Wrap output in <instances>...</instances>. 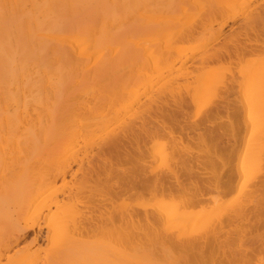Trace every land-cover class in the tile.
<instances>
[{"label": "bare ground", "instance_id": "bare-ground-1", "mask_svg": "<svg viewBox=\"0 0 264 264\" xmlns=\"http://www.w3.org/2000/svg\"><path fill=\"white\" fill-rule=\"evenodd\" d=\"M197 14L200 15V21L198 20L199 23H196V20L192 21V18H197ZM242 15H244L248 21H251L249 24L255 23L256 20L263 21L264 0H0V264H223V262L227 260H229L227 263H235L234 261H236L237 258L234 256L236 255L234 251L240 253L241 249L239 250V248L246 247L247 250L250 245L241 244L243 246L238 248L236 247L237 243L235 244L233 242L236 249L232 247L234 253L231 252V250H228L231 247L226 244L227 235H229L227 233H230V231L224 230H226V227H230V229L232 228L231 232H234L233 229L242 228V226H240L242 224L239 225V218L241 221V217L245 214L242 218L246 219V222L249 220V215L252 216L251 214H254L252 211L256 208V203H252L253 199L255 198L254 200H256L258 197L257 193L264 190V173H262V169L259 168L257 170H260V172L257 173V166L255 167V164H260L264 159V82L259 79L264 78L263 74L260 75L264 73V68H262L264 65H260L261 68L255 65H259L263 60L262 57L264 56V52L262 51H264V36L263 38L261 36L264 35V33L260 34L255 31V34L253 33L255 39L252 38V36L248 39L246 36L247 34L244 33L248 40L247 42H242V40L239 43L237 39V41L235 40V37H231L228 41L232 39L234 41H230L231 43L226 42V44H233V47H230L231 45L226 47V44L225 47H223L224 43L221 41L223 45L220 43L217 47L214 44L216 46L214 51H208L209 48L207 47L211 44L210 41L212 38L218 39L219 34L228 23L234 22L238 16L241 17ZM245 17L244 22L245 20L247 22ZM214 23L218 24L217 29L213 28ZM247 26L249 25L246 24V29L248 28ZM243 28H245V26ZM249 29L252 31L250 27ZM206 33L210 34L209 39ZM236 34L237 36L239 35L237 32ZM205 35H207V37ZM174 37H176V39ZM197 38H200L202 42L197 40ZM174 39L175 42L173 41ZM194 39L198 41V43H195L197 45L193 44ZM177 40L178 42H176ZM185 42H187V44ZM235 43L238 44L235 45ZM219 45H221V47ZM217 49H219V51ZM201 51L205 52L197 55L198 57L200 56L198 59L195 55L196 61L193 59L192 63L196 66V68L193 67L195 68L194 71V69L192 70L187 66V62L194 58V54ZM259 52L263 53L261 55L262 57L258 56L261 54H257ZM252 54H257L256 56L258 57L254 56L256 60L258 59V63L257 61L254 64L251 63L255 66L249 64L254 57L248 58V56H246ZM244 55L251 61H240ZM259 57H261L262 60L259 61ZM234 59L239 60L237 61ZM232 60H234V63L236 62L235 66L244 63H248L247 65H249L248 67L244 64L245 68L248 67L247 69L249 70V72L246 73L248 74L246 78L243 75L245 82L247 81L242 84L243 86L247 84V86L245 85L246 88H243L244 93H242L243 91L240 92L243 86L241 88L239 87L243 82H241L243 79L240 78L242 77L243 71L240 70V80L234 78L241 82L238 85L239 82L236 83V80L231 79L232 73L234 72H231V67H235L232 66L233 62L231 63V67L224 62L227 61L229 64ZM222 62L226 65L225 68H230L229 70L226 69L229 73L226 72L225 74L222 72L223 70H219V68H224L225 66ZM215 63H218V65ZM262 63L264 64V61ZM252 66L256 68L252 69ZM240 67L242 68V66ZM247 69L243 68L245 72L248 71ZM234 70H236V67ZM148 71L152 73L150 74ZM192 71L196 72L195 74L193 73L194 80L189 81L188 79L189 76L192 75ZM218 71L222 72L224 77L225 75H231L225 78H230L231 81L229 83L233 84L232 82H235L238 88L235 87L239 89L231 90L235 92L239 91L243 94V96L242 94H237V96H242L239 100L243 101L241 104L245 107L243 108L242 106L243 110L245 109V117H243L244 121L243 119L242 121L246 123V125L244 124L246 126L244 131L246 134L245 137L248 139L243 143L244 146L235 173L232 169L228 168L226 179L221 181V174L217 176V172L215 177H217L218 182L215 180L216 178L214 179L217 185L213 183L214 187H211L212 189L214 188V191L215 189L218 190V188L219 190L222 189L221 191L218 190V192H216L217 190L215 191L216 195H220L219 192L229 193L232 191L234 185L235 188L239 186L238 192L241 193L238 195L239 200L241 196H245L244 200L242 197V201L240 200L245 205H239L242 207L241 208L238 206V202L236 203L234 200L235 206L237 205L239 207V209L237 207L234 209V205H228L229 201L226 204L222 202V206L225 205V208L227 206L230 207H228V209L226 208L228 212L226 211L227 213L223 214L221 211L225 208L223 207V209H221V207H219L221 203H219L218 206H216L215 203L214 206L211 205L215 207L213 210L210 209V212H205L204 214L203 211L201 212L203 215L201 213L199 215L198 213L196 215L199 216H196V212H187V210L184 211V209L190 207L189 209L195 210L196 208L191 207L198 206L199 208L201 203L206 201L204 199V193L202 194L201 191V186L205 185L204 178H206V175L203 176V173L211 171H206L208 170L207 167L213 169L215 172L216 169L214 168L216 167L220 166V169H222L224 161L221 160L222 157H220V155L218 156L216 152L214 153L216 154L215 156L213 154L215 158H212L213 156L210 155V153H212L210 150H207V152H210L208 154L211 157V159L210 157L208 159V154L204 150L206 147V149L209 148L206 144H203L205 139L202 137V139L200 138L203 131L198 132L193 130L194 132H201L200 135L197 134V136H199L197 137L198 141L201 139L199 142L197 141V144L201 143L203 140V143L200 145H205V148H202L198 146L199 144H196L198 149L202 148L201 150L203 153L202 151L199 153L195 152L198 153V155L201 153V156L203 154H205V156L207 155V162L203 161L204 165L202 166L196 162V159L195 163H197V169L194 170L190 162L196 157L194 158L189 154L191 148L190 143L187 144V142L184 143L183 141L181 143L182 138H180L179 141L178 139H173L171 148L180 158L179 161L176 162L178 158L176 159L172 156V158L176 160L173 159V161L175 160L174 167H171L169 161L166 160L168 159L166 155L170 154L167 152L165 155L164 153L166 150L168 151V148L165 146L167 144L170 146V142H166V145L163 146L161 145V139H158L163 136V129H161L160 123H164L163 126L167 127L169 124L166 122H173L177 119L179 120V118L187 117L189 114L187 110L190 109L191 106L196 107V116H194L195 119L198 120L203 114L201 112L205 110L203 108H208L212 100L214 101V99L211 100V98L214 97L218 99V102L215 105L211 104L213 108H209L210 113L208 112V115L205 114L206 116L201 120V125L218 130L214 125H216L218 120L221 121V108H226L225 118L228 121L226 123L224 122V124L218 123L217 125L219 127L225 125L230 128L231 134L228 136V141L234 139V142H236L234 124L230 121V117L232 116L227 109V105L230 103L228 99L230 89L227 91L226 88V96L222 95L220 97V94H215L216 96L219 95V98L213 95L215 93L214 91H212L213 94H211V90L216 88L215 91L218 92L217 90L221 88V85L222 87H226L229 81L226 80L220 72L219 77ZM235 72H237V70ZM190 78L191 80L193 79V77ZM218 78L220 79L217 80ZM224 80H226L227 83H225ZM223 82L225 85L222 84ZM216 85H219L220 88ZM225 87L222 88L223 92ZM76 101H79L77 105ZM209 102L211 103L209 104ZM93 105H96L94 107L97 108L96 112L99 114L94 112L96 108H94ZM102 108H105L111 117L108 114L105 115L107 112ZM85 109H89L90 112L92 111L98 119L102 116L99 121L96 120L97 118H92L97 121V125H101H98L100 126L99 128L105 127L106 129L101 137L98 135L95 139L99 138V151L106 150L108 154L110 152L112 153L109 154L112 159L110 156V159H108L109 157L106 158V153L104 151L102 152V154L105 153L103 154L105 155L104 160L109 161V165L103 164L102 167L100 166V162L98 163L99 165L97 164L96 161L101 160L98 159L99 154L97 155L96 153L99 152L98 150L92 152L97 155V159H94L97 166H93L91 161L93 158H87L90 154H88V151H85V149H87V146L91 145H87V138L84 135L86 132L80 130V124L78 122L80 118L86 119V117L81 114V112H83L82 110L85 112ZM80 110L81 112H79ZM89 110L87 111L89 112ZM104 112L106 113L102 115L101 113ZM86 116L87 119H91L90 123L89 120L81 121L87 124L89 123V126L93 125L96 127V122L90 125L92 121V118L89 117L90 115L88 114ZM193 119L194 117L191 119L190 114V119H187L186 123H184L185 120L183 119L184 122H182L184 125L188 123L190 125V122H194L193 128L199 130V124ZM100 120L102 121L100 122ZM158 123L160 125H158ZM173 124L178 123L173 122ZM156 125L160 127L159 129H161L162 136H160L159 130L157 131ZM181 125L182 123L178 124L180 127ZM153 126H155V130L151 129V131L150 127L153 128ZM99 128L97 130L101 132H98L95 128H93V131L95 133L97 131L98 134L102 133L104 129ZM170 128L169 126V128L166 129ZM181 128L183 129V126ZM82 130L89 132L90 128L89 130L85 128ZM182 131H184V129ZM81 132L83 133L81 134ZM166 132L164 131V135L169 133L172 135L171 133H173V131L170 132L169 130L167 133ZM242 134L243 132L241 135ZM243 135L242 137L239 136L243 138ZM80 136L83 140L85 138V142H83L84 145H82L86 152V154L82 152V155H85V157H79L78 154H76L79 149L82 148L81 145H79L80 148L78 149L75 145L76 140L78 137L80 138ZM208 136H211V134H208ZM215 137L220 146L223 143V134L218 133ZM262 137L263 141H261ZM89 138L91 139L90 136ZM167 138L166 136V139ZM162 139L164 138L162 137ZM146 140H149L148 142H150V144L146 143ZM240 141L243 142L242 140ZM262 142L263 144L261 145ZM77 143L79 144V142ZM154 143H159L162 146L163 149L159 146L160 150H164V147L166 148L163 152L166 159L163 158V162L166 160L167 162H165L168 167H166L165 170H162L165 168V165H163L164 168L161 167V170H159L160 168H157L158 170L154 169L153 166H151V164L157 163L159 159H161L162 163L161 152L158 150V145L156 144V147L154 146L153 149L152 145ZM183 143L185 145L181 147ZM146 144H149L151 147L150 150L152 149L151 151L147 152L149 146ZM178 144H180V146H178ZM213 144H215V142ZM93 145L94 144H92V146ZM95 145H97V143ZM140 145H146V152L139 147ZM74 146L76 147L74 148ZM92 146L89 151L92 149ZM75 149H77L76 153L74 151ZM232 149L230 148L231 151H229V153L232 152ZM91 151H93V149ZM73 154H75L77 158H80V162L78 161L79 167H77L78 169L75 173H79V171L82 173L83 177H81L83 179L82 181H85V185H89L86 179L92 180L93 177H95L93 180L99 184L103 181V178L105 182L108 178V181L110 180L112 182V180H114V182L108 184V186L105 182V184L102 183L104 186L101 184V187H98L99 184L94 185L95 183L93 186L92 184L89 185L95 189L93 190L92 188V192L89 191L91 190L88 188L89 186H86L89 191L88 194L90 193L91 196L93 194V207H95V205L97 207L104 205L102 202L111 207L109 211V207L104 205V207L108 208L109 212L105 208L103 211V209L101 210V208L97 209L95 207L96 211H100L98 212V216L101 217L100 219H98V216V218H92L94 223L90 217V225L93 223L92 233L99 236H97L96 239V235H94L95 241H93V243H91V241H89L91 239L87 237L90 244H88V242H86V244L84 240V243H82L83 238L81 237V233H83L82 231L85 229V224L83 226L80 220L78 222L81 225L78 223L80 226L78 227L77 225L75 227V224H77L75 222L78 218H81V214L83 213L82 210V213L79 214L80 211L78 212L76 210V212L73 208H69V200H72L71 205L74 201L83 204L84 202H82L80 198H87L88 195L84 191L86 188L84 189V186L81 185L83 182L80 181V183L78 181L75 182V185L71 184L74 187L77 186V183H80L79 185H81L80 187L83 190L80 187L77 189L78 185L76 189L72 187L75 190L68 191L67 195H64V192L58 193L61 195L64 193L62 199L56 195L57 191L60 192L68 186L66 183L68 180L65 179L68 174L67 170L72 163H70V161L74 157ZM69 156H73L72 158L70 157L71 160ZM100 157L102 156L99 155V158ZM181 157L184 158L182 159ZM77 158L76 160L73 159V163L77 161ZM84 158H87L89 162V164H87L88 166H85L86 168L84 167L86 164ZM237 158H239V155ZM33 160H35L34 162H36V164L39 162L43 165L38 163L39 165L37 164V166L34 164L36 168L34 165L32 166L34 162L32 163L31 161ZM104 160H101V162L103 163ZM200 160L201 158L198 159L201 163L202 161ZM42 161L45 162L43 163ZM171 161L172 159L170 162ZM47 162H49V165L46 164ZM77 164L78 163H76V166ZM53 165L55 172L52 168ZM104 165L107 166L104 167ZM41 166L49 167H44L42 168L43 170H40ZM149 166H151L153 170L149 168ZM160 166H162V164ZM17 167L19 170H17ZM36 169L39 171L36 172ZM14 170L15 172H13ZM32 170L36 173H32ZM251 170L257 171V181L252 178L255 172ZM42 171L48 172L43 174ZM51 171L55 174L52 172V175H50ZM133 171H138L137 174L135 173L137 176L133 175L135 177H132L129 174ZM213 171L211 172L214 173ZM218 171L220 172V170ZM31 173L34 174L35 177L31 175ZM74 176H71V179ZM58 177L65 180L64 184L66 183L67 185L63 186L62 184L61 186L63 187L61 189L60 185H58V189L60 190L57 189L56 191L58 186L55 182ZM76 179L78 178L76 177ZM251 179L255 180V182L252 183L254 187H252L253 185L250 183ZM207 180L209 181L210 179ZM110 181L108 183H110ZM248 181L249 183L247 184L252 186L246 184ZM52 185H56L57 187L55 186L56 188H53ZM51 186L52 189L50 188ZM207 186L206 188L210 190V186ZM247 186L253 189H247L250 191L242 195V192ZM48 189L53 192L49 193L50 191ZM236 189L234 192H236ZM47 191L51 196L47 194ZM44 192L48 196H45ZM244 192H246V190ZM207 193L208 192H206V194ZM262 193L263 191L260 194ZM52 194L54 196H52ZM213 194L211 193V195ZM230 194L231 193H229V195ZM237 194L238 193H236V195ZM209 195L207 194V196ZM231 195L229 197H231ZM233 195L235 194L233 193ZM172 196L179 197L180 199H178V201H180L176 203L177 200H174L176 197H173L174 201L171 202L169 198ZM131 197H135L137 202L134 200L136 204H133V206L131 204V207H129L131 202L129 200ZM74 198H76V200H74ZM90 198L92 199V197ZM126 198L129 199L127 202L124 201V203H126V205L129 203V206H121L123 203L114 206L116 199V201L121 202L119 199L125 200ZM165 198L169 199L171 203H168L169 201L166 202ZM209 198L210 197L206 199ZM233 198H236V196L231 197L230 203ZM78 199L81 200V202ZM263 199L260 198L262 201V203L260 202L261 204L264 202ZM38 200L40 201V205L38 209H36L37 205H35L36 208L33 205ZM67 200L69 206L65 203ZM88 200L90 199H83L86 204L87 202H92V200ZM223 201H227V199ZM206 202L207 204L209 203L208 200ZM210 203L212 204V202ZM251 203L254 204L255 207L253 210L247 208ZM88 205L90 206L92 203ZM88 205L86 207H88ZM118 205L120 207H118ZM204 206L203 207L206 208V205ZM32 207L36 209H32L33 213L30 212ZM80 208L81 207H79V209ZM89 208L92 210V207ZM75 209H78V207ZM85 209L87 210V208ZM94 209L92 211H95ZM229 209L233 210L230 211ZM257 209L262 211L264 207L262 210H260V208ZM44 210L47 211V222H45L48 228L47 231H50V237L47 239L49 241V246L47 245V247L42 250L39 248L32 250L31 246L26 247L24 244L25 246L22 249H18V251H15L16 253H11V255L9 253V247L12 246V243L9 241L13 240L12 242H14V240L20 236L21 232L33 229V227H35L34 219L38 218L39 216L37 215L41 214ZM213 211H217L218 213L214 214ZM229 211L231 213H229ZM104 212L106 213L104 214ZM100 213H103L105 218ZM27 214H29V216ZM86 214L87 213L84 212L83 216H86ZM90 215H92L91 212ZM77 216L79 217L77 218ZM213 216H216L215 219H212L214 218ZM86 217L89 218L88 216ZM86 217L83 218L86 219ZM95 219H97L96 222ZM243 221L245 220L241 222ZM251 221L253 222V219ZM251 221L248 222L251 223ZM88 222L90 223V221ZM255 222H257V220H255ZM260 224H264V222ZM162 225L163 228H161ZM253 226L255 225L253 224ZM81 227L84 228L82 231H79ZM147 227H151L152 231H149L150 228L148 230ZM244 229L240 230V232L242 233L243 231L244 233ZM248 229L247 226L246 230ZM85 230L88 232L87 228ZM89 230L91 231L90 228ZM249 230L247 232H250ZM148 231L151 233H147ZM256 233L259 234L258 232ZM15 234L19 235L17 236ZM252 234L254 235L255 233L252 232L251 235ZM233 235L231 237L229 236V238H231L230 241L232 239L235 241L238 238L240 243H242V239L244 241V237L242 238V236L245 234L242 236L241 234H235L242 239L236 236V238H234ZM251 235L249 234L250 237ZM260 235L262 236L263 234L261 233ZM100 236L102 239L99 238ZM250 237L248 238L249 240ZM258 237L259 235L257 236L259 241L254 239L255 235L254 238H251L254 239V241L256 240L255 242L258 241L257 243L261 245L260 241L263 239L262 237ZM248 239L245 238V240H247L245 242L246 244L249 241ZM254 241L250 242L253 244ZM131 242H133V244L136 242V244L132 245L130 244ZM250 242L249 244H251ZM8 243H10L11 246H9ZM126 243L128 246H131L128 247ZM123 245H126L127 248L125 249V247H122ZM225 245L226 248H228L227 250L224 248ZM133 246L136 247L131 249ZM224 249L228 252H225ZM229 251L231 253L227 255ZM254 251H256L255 248ZM41 252H43V255H41ZM206 253H208L207 256ZM254 253H257V251ZM241 254L242 252L240 255ZM244 254H242L243 257L242 255L239 256L244 258L248 255L249 260L254 257L252 255L253 257L251 258L248 253L246 256ZM259 254L264 255V248ZM254 255L258 257V253ZM227 256H230V259H228ZM239 258V261L237 260L236 262L237 264L239 262V264H243L244 260L247 264H252L253 261H256L251 260L252 262L250 263V261L247 260L248 258L244 260Z\"/></svg>", "mask_w": 264, "mask_h": 264}, {"label": "rangeland", "instance_id": "rangeland-1", "mask_svg": "<svg viewBox=\"0 0 264 264\" xmlns=\"http://www.w3.org/2000/svg\"><path fill=\"white\" fill-rule=\"evenodd\" d=\"M194 16H195V15H194ZM196 16H197V18H196V19H195V17L192 18V21H193V20H196V21H197L196 23H199V21H200L199 16H200V15L197 14ZM244 17H245L244 15H242L241 17L238 16V17L234 20V22L228 23V25L224 28V30L219 34L218 39L215 38V39H216V40H215L214 38H212V40L210 41L211 44H209L208 47H207V48H209L208 51H209V50H211V51L213 50V51H214V50L216 49L215 47H216V46L218 47V44H220L221 42L224 43V46H223V47H225L226 42H227V43H228V42L231 43L230 41H234L233 39L228 41V39L231 38V37H232V38L235 37V40L237 39V40H238V43H239V42H241L242 40H243L242 42H244V41L247 42V40H248L249 38H251V36H252V38L255 39V37L253 36V33L255 34V31H256V33H260V34H263V33H264V27H263V26H264V15L262 16L263 21H262V20H260V21H259V20H256L255 23L253 22L252 24H249V23H251V21H248V19H247L246 17H245V18L247 19V22H248V23L246 22V20H245V22H246V23H245V22H244ZM198 20H199V21H198ZM219 20H220V19H219ZM217 21H218V20H217ZM258 21H259L260 23H259ZM261 21H262V22H261ZM243 22H244L245 24H244ZM257 22H258L259 24H258ZM194 23H195V21H194ZM216 23H217V22H216ZM216 23H214V25H213V28H214V29H215V28H216V29L218 28V24H216ZM241 24H242V25H241ZM243 24H244V25H243ZM246 24L249 25V26H247V27H248L247 29H246ZM239 25H240L241 28L239 27ZM259 25H260V26H259ZM261 25H262V26H261ZM244 26H245V28H243ZM249 27L251 28L252 31H250ZM259 27H260V29H259ZM262 27H263V30H262ZM242 28H243L244 30H243ZM252 28H253L254 30H253ZM245 29H246V30H245ZM255 29H256V30H255ZM258 29H259V30H258ZM248 30H249V31H248ZM241 31H243V32H241ZM245 31H247V32H245ZM236 32L239 33L240 36H239V35H238V36H239L240 38L237 36ZM233 33H234V34H233ZM244 33L247 34L246 36L248 37V39H247V37L245 36ZM206 34H208V33H206ZM230 34H232V35H230ZM243 34H244V35H243ZM209 35H210V34H208V39H209ZM234 35H235V36H234ZM205 36L207 37V35H205ZM263 36H264V35H262L261 37L263 38ZM178 37H179V36H178ZM244 37H245V38H244ZM174 38L176 39V37H174ZM175 39L173 40L174 42H175ZM244 39H245V40H244ZM194 40H195V41L199 40V41L202 42V40H200V38H199V39L197 38V40H196V39H194ZM194 40H193V44L198 43V41L195 42ZM226 40H227V41H226ZM237 40H236V41H237ZM251 40H253V39H251ZM214 41H215V42H214ZM220 41H221V42H220ZM236 41H235V42H236ZM171 42H172V41H171ZM176 42H178V40H177ZM201 42H200V43H201ZM210 42H209V43H210ZM213 42H214V43H213ZM185 43L187 44V42H185ZM185 43H184V44H185ZM200 43H199V44H200ZM222 43H221V45H223ZM238 43H235V45L238 44ZM191 44H192V42H191ZM199 44H198V45H199ZM214 44H215L216 46H215ZM195 45H197V44H195ZM221 45H219V46L221 47ZM228 45H229V44H228ZM228 45L226 44V47H227ZM230 45H231V44H230ZM230 45H229V46H230ZM232 45H233V44H232ZM232 45H231L230 47H233ZM209 46H211V47H209ZM212 46H213V47H212ZM212 48H213V49H212ZM228 48H229V47H228ZM219 49H220V48H219ZM219 49H217V50L219 51ZM220 50H221V49H220ZM230 50H231V49H230ZM222 51H223V48H222ZM202 52H205V51H201V52H198V53L194 54V55H193L194 58L188 60V62H187V63H188L187 66H188L190 69H192V70L194 69V71H195L196 66H195L194 63H192V62H193V59H195L196 57H197V59H198L200 56L198 57L197 55H200ZM262 52H264V51H262ZM260 53H261V52H259V53H257V54H260ZM203 54H204V53H203ZM203 54H202V55H203ZM257 54H256V55H257ZM262 54H263V53H261V54L258 55V56H261ZM195 55H196V57H195ZM202 55H201V56H202ZM252 55H253V56H252ZM252 55H250V56H249V55H246V56H248V58H249V57L252 58V57L256 56L255 54H252ZM263 55H264V54H263ZM256 57H257V56H256ZM256 57H254V58H255V61H254V58H253V59H252V62H250L251 60L248 59V58H246L245 55H244V57L242 56V58H241L242 60L240 59V61H244V62H245L246 60H250V61H247V62H250L249 64H250V65H253L254 63H256V61H257V63H258V59L256 60ZM261 57H262V56H261ZM261 57H259V61L262 60V58H263V60H262V62H263V61H264V56H263L262 58H261ZM239 58H240V57H239ZM257 58H258V57H257ZM243 59H245V60H243ZM234 60H237V59H234ZM234 60H232L229 64H228L227 61H224V62H225L226 65H229V66L231 67V65H232L231 63H232ZM238 60H239V59H238ZM238 60H237V61H238ZM194 61H196V59H195ZM253 61H254V62H253ZM190 62H191V63H190ZM224 62H222V63L224 64ZM244 62H243V63H244ZM262 62L259 63V65H258V64H255V65H257V66H259V67L261 68L260 65H262V66L264 65ZM222 63H221V64H222ZM235 63H236V62H235ZM235 63L233 62V65H232V66H235V65H236ZM251 63H253V64H251ZM193 64H194V65H193ZM215 64L218 65V63H215ZM215 64H214V66H215ZM223 64H222V65H223ZM225 64H224V65H225ZM239 64H240V63H239ZM244 64H245V66H248V67H249V65H247L248 63H247V64L244 63ZM244 64H241V65H238V64H237V66H235L237 72H235L236 70H234L235 67H233V68L231 67V69H232L231 72L234 71L235 73L233 72V73H232V76L229 74V75L232 77L231 79H233V80H236V79H234V78H237V80H240V78L243 79V80H241V82L243 81L242 83L236 80V83L239 82L238 85L241 83L240 86H239L240 88L243 86L242 84H244V82H245L244 77L246 78L247 75H248V74H246V73L249 72V70L247 69L248 67L245 68ZM219 65H220V63H219ZM226 65L224 66V68L226 67ZM255 65H253V66H255ZM212 66H213V65H212ZM229 66H228V67H229ZM240 66H242V68H241ZM253 66L251 67L252 69H253V68H256V67H253ZM193 67H195V68H193ZM189 68H188V70H189ZM222 68H223V67L219 68V70H220V69L223 70L222 72L225 73V74H226V72L229 73L228 70H229L230 68H229V69H228V68H225V70H224V68H223V69H222ZM240 68H241V69H240ZM243 68H244V69H247L248 71L245 72V71L243 70ZM262 68H264V67H262ZM226 69H228V70H226ZM238 69H239V70H238ZM240 70H242L244 74L242 73V77L239 78V76H241V71H240ZM211 71H212V70H211ZM148 72H150V71H148ZM213 72H214V71H213ZM213 72H211V73H213ZM215 72H216V71H215ZM219 72H220V71H218V76L220 75ZM222 72H220V73H221L222 76H223V73H222ZM239 72H240V73H239ZM263 72H264V71H263ZM144 73H145V71H144ZM151 73H152V72H150V74H151ZM193 73L195 74L196 72H193V71H192V73H191L192 75H190V76H189V79H188L189 81H193V80H194V74H193ZM214 74H215V73H214ZM216 74H217V73H216ZM233 74H234V75H233ZM239 74H240V75H239ZM262 74L264 75V73H261L260 75H262ZM243 75H244V77H243ZM214 76H215V75H214ZM227 76H228V75H225V77H227ZM230 76H228V77H230ZM233 76H234V77H233ZM190 77H193V79L191 80ZM195 77H196V75H195ZM219 77H220V76H219ZM223 77H224V76H223ZM225 77H224V78H225ZM259 77H260V76H259ZM259 77H258V78H259ZM263 77H264V76H263ZM224 78H223V79H224ZM219 79H220V78H218L217 80H219ZM225 79H226V78H225ZM259 79H260V81L263 80V82H264V78H263V79H262V78H259ZM226 80H229L228 83L226 82ZM226 80H224L225 83H227L226 87L224 86L225 83H224V82L222 83V84H224L223 86L225 87L224 92H223V90H222V88H224V87H222V85H221V88L219 87V85H216V86H217L218 88H220V89H218V90H217L218 92H216V91H215L216 88H214V90H211V94H213L212 91H214L215 93H214L213 95H215V94L218 93V94H220V97H221L222 95H223V96H226V93H225V92H226V88H227V91L230 89V90H229V96H228V99H229L230 103H229V105H227V107H228L227 109L230 111V112H229V111H228V112H229V114L232 116V117H230V121H232L233 124H234V131H235V135H236V136H235V140H236V142H234V139H232V140L230 139V141H228V138H229L228 136L231 134V132H230V128L226 127L225 125H222V126H220V127L217 125L218 123H223V124H224V122L226 123V122L228 121V120L225 118V116H226V108H221V109H222V110H221V114H220V115L222 116L221 121L218 120V121L216 122V125H214L218 130L213 129V128H211V127H205V126L201 125V122H202L201 120H202L206 115H208V114L210 113V109L213 108V106H212L211 104L215 105V104L218 102V99H215L214 97L211 98V100L214 99V101L212 100V103L209 102V104L211 103V104H210L211 106L209 105L208 108L206 107L207 109H206V108H203V109H205V110H207V111L204 110L205 113H204V112H201V113H203V114L201 115V118H200V115H199V118H200V119H198V120L195 119V116H196V115H195L196 107L191 106V108L187 110L188 113H189L187 117H189V118H187V117L185 116V118H179V120L177 119V120L173 121L174 123H178V124H181V123H182L181 127L183 126L184 131H182L183 129H182L180 126H178V124H173V122H166L167 124H169V126H170L171 128L173 127L172 129L170 128L171 130H170V129H166V128H169V126L164 127V126H163L164 123H160L161 125L158 123V125H160L161 129H163V130H162V131H163V132H162V133H163V136H162L161 129H159L160 127H159L158 125H156L157 131L159 130L158 132L160 133V136H162V137L164 138V139H162V137H161V138H158V139H161L162 144H161L160 140H159V143H160L161 145L165 146V145H166V142H167V143L170 142V146H168V144H167L165 147L168 148V151H167L166 148L164 147V150H166V152H164V150H162V149H163L162 146H161L159 143H154V144L152 145V146H153V149H154V146L156 147V145H158L157 148H158V150L161 152V158H162V163H161V159H159L157 163L155 162V163L151 164V166H153L154 169H157V168L159 169V168H160L159 170H161V169H162L161 167L164 168L163 165H165V168L162 169V170H165L166 167H168V165L166 164V162H167L166 160L169 161V165H170L171 167L174 165V161H175L177 158H178V160H176V162L179 161V158H180L179 155H176V153L173 152V150H172L171 147H172L173 139H174V140H177V139H178V141H179L180 138L183 139V140L181 139V143H182V141H183L184 143L187 142V144L190 143V146H191L192 149L190 148V151L188 150V151H189V154H190L191 156H193L194 158L196 157L194 160H191V162H190L191 165L193 166L194 170L197 169V163L203 166V165H204V162H203V161L207 162V160H208L209 157H210L208 153H210V152H212V153H210L211 156H213V154L216 152V154H217L218 156L220 155V157H222L221 160L224 161V162H223L224 166H226V165L229 166V167H227V166L224 167V166H223L222 169H220V168H221L220 166H219V167H216V168H214V169H216V172L213 171V169H210L209 167H207L208 170H206V171L211 170V171H213L214 173H212V172L210 171V172L212 173V176H211V173H210V172H206V173L204 172V173H203V174H204L203 176L206 175V178H204V179H205V185L201 186V189H202L201 191H202V194L204 193V199H205L206 201L208 200L209 203L207 204V202L204 201V202H205V203L203 202L204 204L201 203V206H202V207H201V206H199V208H198V206L191 207V208H196L195 210L189 209L190 207L184 209V211L187 210V212H191V211H192V213H193V211L196 212L195 215L198 214V213H199V215H200V213L203 212V211H204L203 214H204L205 212H210V211H211L210 209L213 210V208H215V207H212V206L215 205V203H216V206H218V204L221 203V205H219V207H221V209H223V207L225 208V205L222 206V202H223L224 204H226V203L229 201V204H228V205H229V206H230V205H231V206L234 205V207H235L234 209H236V207L239 209V207H241V206H239V205L244 204V203L241 202V201H242V200H241V197H242L243 200H244L245 196H241V197H240V200H241V201L239 200V196H238V195H240L241 193L238 192V190H239V188H238L239 186H238V185H237L238 187H236L237 189L235 188V185H234L232 191L229 192V193L232 194V195L230 194L231 197H233V196L235 197V196H236V198H233V200H232V202H231L232 204L230 203V199H231V197H229V196H230L229 193H222V192H219V194H220L222 197H221L220 195H218V194H217V195H218V197H217L216 192H218L219 188H218V190L215 189V191L217 190L216 192L213 190L214 188L212 189V187H214V186H213V183H214V185H217V184H216L217 177H215V174H216L217 172H218V173L216 174L217 176H218V174H221V181H224V180L226 179V174H227V170H228V168L232 169L233 172L235 173L236 168H237L236 166H238V161H239L240 156H241L240 154H241L242 149H243V146H244L243 143H245V140L248 139V138L245 137L246 134H245V131H244V130H245V127H246V126H245L246 123L243 122V121H244V118H243V117H245V116H244V115H245V109L243 110V108H245V107L243 106V104H241L243 101H242V100H241V101L239 100V99L242 98V96H243L242 93H244V89L246 88L247 84H245L246 86L244 85V86L242 87V89H241L240 92H242V91H243V92L240 93L239 91H238V92H237V91H236V92H235V91H232V90H235V89L238 88V85H236L235 82H232L233 84H230V83H229V82L231 81L230 78H229V79H226ZM233 80H232V81H233ZM246 82H247V81H246ZM246 82H245V83H246ZM216 84H217V82H216ZM220 84H221V82H220ZM229 84L231 85L232 88L230 87ZM216 86H215V87H216ZM235 86H236L237 88H236ZM244 87H245V88H244ZM243 88H244V89H243ZM231 89H232V90H231ZM237 90H239V89H237ZM230 92H231V93H230ZM232 92H233V93H232ZM239 93H240V94H239ZM237 94H238V95H241V94H242V96L239 97V96H237ZM215 96H216V95H215ZM217 96H218V97H217ZM217 96H216V97L219 98V95H217ZM234 96L238 99V101H237V99H236ZM209 98H210V96H209ZM233 98H234V99H233ZM209 101H210V100H209ZM77 102H79V101H76V105H77ZM78 104H79V103H78ZM240 104H241V105H240ZM94 106H96V105H93V107H94ZM140 106H141V104H140ZM140 106H139V109H140ZM161 106H162V105H161ZM242 106H243V108H242ZM94 108H96V107H94ZM194 108H195V109H194ZM209 108H210V109H209ZM98 109H99V108H98ZM102 109H103V108H102ZM106 109H107V108H106ZM193 109H194V110H193ZM87 110H89V109H85V112H84V110H82L83 112H81V110L79 111V112H81V114H83V115L86 117L85 120H84L83 118H82V119H81V118L78 119V117H77L78 122H79V124H80V125L78 124L79 127H80V130L86 132V133H84V135H85V137L87 138V145H91V146H92V144H94V145L92 146L93 151H91L92 149L89 151V149L91 148V146H87V149H85V151L87 150V151H88V154H90V155L87 156V158H88V157H89V159L93 158V159H91L93 166H97V164H98L99 162H100V166H102L103 164H107V165H109V164H110V163H108L109 161H107V160L105 161V160H104V157H105V155H106V158H107V157L110 156L109 154H112V153L110 152V153L108 154L106 150H103V151L106 153V154L103 153V154H105V155H103V154H102L103 151H99V150H98V149H99V148H98V142H99L98 139H99V138H98V139H95V138L98 137V135H100L99 137H101L102 134H104V132H105V130H106L105 127H104V128L101 127V128L104 129V130H102V133H99V134H98V132H99L100 130H97V129H98L101 125L98 124V125H100V126H98V125H97V121H99V119L102 117L101 114L104 115L107 111H106L105 108H104L103 110H105L106 112L101 113V114H100L101 117H99V119H98V117H95V115H94V113H92V111L90 112V110H89V112H88ZM99 110H100V109H99ZM99 110H98V111H99ZM224 110H225V111H224ZM86 111H87L88 113H87ZM96 111H97V108H96V110H95L94 112H96ZM101 111H102V110H101ZM77 112H78V111H77ZM79 112H78V114H79ZM110 112H111V110H110ZM208 112H209V113H208ZM243 112H244V113H243ZM74 113H75V112H74ZM90 113H91V114H90ZM96 113H97V112H96ZM96 113H95V114H96ZM88 114L90 115V116H89L90 118H92V117L95 118V119L97 118V119H96L97 121H96L95 119L92 118V121H91V124H90V125H92V123L95 124V122H96L95 125H97V126H96L97 128H96L95 126H93V125H92V126H89V123H90V120H91V119H90V120L87 119V116H86V115H88ZM97 114H99V113H97ZM97 114H96V116H97ZM107 114L109 115L108 112H107L105 115H107ZM190 114H191V119L194 117L193 120L196 121V122L199 124V128H200L199 130H197L196 128H195V129L193 128V123H194V122H190V125H189V123H188V124H185L186 126L183 124L184 120H185L184 123H186L187 119H190ZM205 114H206V115H205ZM76 115H77V114H76ZM79 115H80V114H79ZM192 115H193V116H192ZM194 115H195V116H194ZM109 116H110V115H109ZM81 117H82V115H81ZM85 117H84V118H85ZM89 117H88V118H89ZM107 117H108V116H107ZM110 117H111V116H110ZM110 117H108V118H110ZM180 119H181V120H180ZM183 119H184V120H183ZM242 119H243V121H242ZM81 120H84V121L89 120V123L87 124L86 122L81 121ZM93 120H95V121H93ZM101 121H102V120H100V122H101ZM176 121H177V122H176ZM178 121H179V122H178ZM182 121H183V122H182ZM189 121H191V120H189ZM100 122H99V123H100ZM180 122H181V123H180ZM84 123H85V124H84ZM166 123H165V124H166ZM154 124H155V123H154ZM167 124H166V125H167ZM194 124H195V123H194ZM244 124H245V125H244ZM166 125H165V126H166ZM191 125H192V126H191ZM110 126H111V125H110ZM82 127H83V128H82ZM91 127H92V128H91ZM154 127H155V126H153V128L150 127V130H151V129L153 130ZM163 127H164V128H163ZM174 127H175V128H174ZM203 127H204V128H203ZM84 128H85V129H88V130H89V128H90L89 132H87L86 130H82V129H84ZM93 128H95V130H97L98 132L96 131V133H95V132L93 131ZM101 128H99V129H101ZM178 128L180 129V131H179ZM181 129H182V130H181ZM186 129H188V130H186ZM152 130H151V131H152ZM154 130H155V129H154ZM168 130H169L170 132L173 131V133H171V134H172V135L174 134V135L172 136V135H170V133L164 135V134H165L164 131H165V132H166V131L168 132ZM193 130H194V131H198V132H199V131H201V132L203 131V133L201 134L200 138L202 137L203 139H205V140H204V143L202 142V141H203V140H202L201 143H198L199 145L197 144V141H198V138H197V137H199V136H197V134L200 135L201 132L198 133V132H194ZM220 130H222V131H220ZM185 131H186V134H185ZM187 131H189V132H187ZM100 132H101V131H100ZM167 132H166V133H167ZM216 132H217V133H216ZM220 132H222V133H220ZM242 132H243V134H244V135L242 134V135L244 136L243 138H241V137H242V135H241ZM263 132H264V131H263ZM82 133H83V132H81V134H82ZM94 133H95V134H94ZM195 133H196V134H195ZM218 133H219V134H223V137H222V141H223V143H222L220 146L218 145V143H217V141H216V137H215L216 134H218ZM93 134H94V137H93ZM208 134H211V136H208ZM212 134H213V135H212ZM226 134H227V135H226ZM263 134H264V133H263ZM263 134H262V136H263ZM84 135H83V136H84ZM204 135H205V136H204ZM239 135H240L241 137H240ZM89 136L91 137V139L89 138ZM166 136L168 137L167 139H166ZM195 136H196V137H195ZM178 137H179V138H178ZM189 137H190V138H189ZM193 137H194V138H193ZM82 138H83V137H82ZM88 138H89V139H88ZM191 138H192V139H191ZM202 138H201V139H202ZM210 138H211V139H210ZM79 139H80V140H79ZM171 139H172V140H171ZM201 139H200V140H201ZM78 140H79V141H78ZM81 140H83V139H81V136H80V138L78 137V139L76 140V143H75V145H76L77 147L74 146V148L76 147V148L79 149V148H80L79 145H81V147H82L81 149H82V150L79 149V151H78L79 153L77 152V149H75L74 151H75V153L77 152L76 154H78L79 157H85V155H84V156L82 155V152H85L84 149H83L84 147L82 146V145H84L83 142H85V138H84L83 141H81ZM163 140H168V141H163ZM192 140H193V141H192ZM200 140H199V141H200ZM240 140H242L243 142H241ZM88 141H89V142H88ZM148 141H149V140H146V143H149V144H150V142H148ZM157 141H158V140H157ZM157 141H155V142H157ZM199 141H198V142H199ZM226 141H227V142H226ZM261 141H263V137H262ZM261 141H260V142H261ZM77 142H79V144H78ZM164 142H165V143H164ZM214 142H215V144H213ZM96 143H97V145H95ZM177 143H178V142H177ZM184 143L181 145V147H182V146L184 147V145H185ZM202 143H203V144H206V146H208L209 149H206L207 147L205 148V147H204L205 145H203V146L200 145V144H202ZM235 143H236V145H235ZM149 144H146V145L149 146ZM155 144H156V145H155ZM187 144H186V145H187ZM196 144H197L199 147H202V148L204 147V148H205V150H204V149H203V150L208 154V157H207L208 159L206 158L207 155L205 156V154H203L204 156H203V155L201 156V153L198 155V153L202 151V150H201L202 148H199V149H198L197 146H196ZM262 144H263V142L261 143V145H262ZM85 145H86V143H85ZM146 145H145V146H146ZM233 145H234V146H233ZM145 146H141V145H140L139 147H140L141 149H144V151H145V149H146ZM159 146H161V148H162L161 150H160ZM178 146H180V144H178ZM190 146H187V147H190ZM211 146H214L215 148H214V147H211ZM218 146H219V148H218ZM223 146H224V147H223ZM232 146H233V147H232ZM241 146H242V147H241ZM88 147H89V148H88ZM144 147H145V148H144ZM169 147H170V152H169ZM74 148H73V149H74ZM85 148H86V146H85ZM150 148H151V147L149 146L147 152L152 150V149L150 150ZM230 148H231V149L233 148V149H232V152L229 153V151H231ZM263 148H264V145H263ZM155 149H156V148H155ZM188 149H189V148H188ZM193 149H194V150H193ZM197 149H198V150H197ZM97 150H98L99 152H96ZM207 150H208V151L210 150V152H207ZM214 150H216V151H214ZM72 151H73V150H72ZM80 151H81V152H80ZM195 151L198 152V153H196ZM92 152H96L97 155L99 154L100 156H102V157L99 158V155H98V159H99V160H100V159H101V160H104L103 163H102L101 160H100V161H96V162H97V164H96L94 159H97V155H96L95 153H92ZM145 152H146V151H145ZM163 152L165 153V155L167 154V152H168V154H170V155H166V156H168V159L165 158L166 156L164 155ZM193 152L195 153V156H194V153H193ZM239 152H240V153H239ZM70 153H71V152H70ZM70 153H69V154H70ZM202 153H203V151H202ZM85 154H86V152H85ZM91 154H92V155H91ZM107 154H108V155H107ZM216 154H214V156H215ZM230 154H231V155H230ZM73 155H74V157L76 156L75 154H73ZM196 155H198V156H196ZM221 155H222V156H221ZM229 155H230V156H229ZM238 155H239V158H237ZM163 156H164V157H163ZM169 156H170V157H169ZM172 156L175 157L176 159H175V158H172ZM214 156H213L212 158H215ZM70 157H71V156H69V159H70ZM72 157H73V156H72ZM72 157H71V158H72ZM74 157H73V159L76 160L77 156H76L75 158H74ZM110 157H111V156H110ZM110 157H109L108 159H110ZM199 157L201 158L200 161H202V162H201L202 164L198 161V159H200ZM87 158H84V160H85L84 162H86V164L84 165V167H85V166L87 167V166H88L87 164H89V162L87 161V160H88ZM163 158L166 159V160H165L166 162L164 161L165 163L163 162V160H164ZM181 158H182V157H181ZM183 158H184V157H183ZM183 158H182V159H183ZM204 158H205V159H204ZM44 159H45V158H44ZM73 159H72V160L70 159V160H71L70 163H71V162H72V163L70 164V168L67 170V173H68V174H67L66 179H65V180H68V182L66 181V183L68 184L69 188H68V186H66V185H67L66 183L64 184L65 180H62V178H60V177H58V179L56 180L55 184H56L57 186L60 185V189L65 185L66 187L64 188V190L62 189L63 191L61 190V191L59 192V191H57V189L59 188V186L57 187L56 185H52L53 188H54L55 186L57 187V188L55 187V188H56V191H57L56 195H57L60 199H62V198L64 197V195H67V194H68V193H67L68 191H70V190H71V191H72V190H75L76 187H77L81 182H83V181H82V180H83V179H82V177H83V176H82V173H81L80 171H79V173H75V172L77 171V169H78L77 167H79V162H80L79 159H80V158H77V161H75L74 163H73ZM111 159H112V157H111ZM171 159H172V161L170 162ZM173 159H175V160L173 161ZM196 159H197V161H196ZM206 159H207V160H206ZM210 159H211V157H210ZM237 159H238V160H237ZM42 160H43V159H42ZM45 160H46V159H45ZM93 160H94V161H93ZM236 160H237V161H236ZM34 161H35V160H33V161H31V162L33 163ZM78 161H79V162H78ZM91 161H90V162H91ZM111 161H112V160H111ZM195 161H196L197 163H195ZM31 162H30V163H31ZM37 162H38V161H37ZM42 162L44 163L45 161H42ZM221 162H222V161H221ZM227 162H228V163H227ZM236 162H237V165H236ZM263 162H264V159H263L262 162H261L262 164L260 163L261 165H260V164H255V167L257 166L256 170H257L258 168H259V169H262V170H261L262 173H264V172H263V171H264V166H263L264 163H263ZM38 163H39V162H38ZM38 163H37V164H38ZM76 163H78L77 166H76ZM160 163L162 164V166H160V165H161ZM163 163H164V164H163ZM170 163H171V164H170ZM172 163H173V164H172ZM34 164L37 165L36 162H34V163L32 164V166H33ZM39 164H40V163H39ZM39 164H38V165H39ZM46 164L49 165V162H47ZM46 164H45V165H46ZM156 164H159V165H156ZM175 164H176V163H175ZM35 165H34V166H35ZM38 165H37V166H38ZM40 165H43V164H40ZM50 165H51V164H50ZM98 165H99V164H98ZM107 165H104V167H106ZM151 166H149V168H151ZM156 166H157V167H156ZM159 166H160V167H159ZM18 167H19V166H18ZM18 167H17V170H19ZM35 167H36V166H35ZM44 167H45V166H43V167L41 166L40 170H41L42 168H44ZM46 167H49V166H46ZM46 167H45V168H46ZM86 167H85V168H86ZM102 167H103V166H102ZM155 167H156V168H155ZM173 167H174V166H173ZM253 167H254V166H253ZM253 167H252V168H253ZM19 168H20V167H19ZM30 168H32V167H30ZM36 168H37V167H36ZM38 168H39V167H38ZM50 168H51V167H50ZM50 168H49V170H50ZM52 168H53V171H54V165H53ZM153 168H151V169L153 170ZM33 169H34V167H33ZM47 169H48V168H47ZM158 169H157V170H158ZM30 170H31V169H30ZM42 170H43V169H42ZM49 170H48V171H49ZM51 170H52V169H51ZM55 170H56V168H55ZM148 170H150V169H148ZM218 170H220L221 173H220ZM221 170H222V171H221ZM37 171H39V170L36 169V172H37ZM48 171H46V172H48ZM53 171L50 172V173H51L50 175H52V172H53ZM251 171H252V172H255V173H253L254 176H253L252 178L256 180L257 177H258V174H256V172L258 171L257 173H259L260 170H257V171L251 170ZM13 172H15V170H14ZM16 172H17V171H16ZM18 172H19V171H18ZM33 172H35V171L32 170V173H33ZM36 172H35V173H36ZM42 172H43V171H42ZM44 172H45V171H44ZM44 172H43V174H46V172H45V173H44ZM54 172H55V171H54ZM54 172H53V173H54ZM32 173H31V175H34V174H32ZM39 173H40V172H39ZM73 173H75V174H73ZM133 173H134V174H133ZM135 173L137 174L138 171H137V172H136V171H133L132 173H129V174H130L132 177H135V176H137V175H135ZM207 173H209V174H207ZM47 174H49V173H47ZM54 174H55V173H54ZM213 174H214V177H213ZM260 174H261V173H260ZM41 175H42V173H41ZM74 175H75V176H74ZM76 175H77V176H76ZM79 175H80V176H79ZM133 175H135V176H133ZM208 175H209V176H208ZM37 176H38V175H37ZM71 176H74V177H72V179H71ZM81 176H82V177H81ZM34 177H35V175H34ZM76 177H77L78 179H76ZM80 177H81V179H80ZM92 177H93V176H92ZM105 177H106V176H105ZM210 177H211V178H210ZM74 178H75V179H74ZM89 178H91V177H89ZM129 178H130V177H129ZM215 178H216V179H215ZM69 179H70L71 181H70ZM79 179H80V180H79ZM93 179H95V177H93L92 180H91V179H86V180L89 182V185L92 184V186H93L94 183H95L94 185H96V184L98 185L99 183L95 182V180H93ZM106 179H107V178H106ZM106 179H105V180H106ZM108 179H109V178H108ZM108 179H107L106 182H105V181H104V178H103V181L100 182V184H99L98 187H101L102 185L104 186L105 183H107V186H108V184H111L112 182H114V180H112V182L109 180L110 183H108V182H109ZM207 179H210V180H209L210 182L213 181V182H211L212 184H211ZM214 179H215L216 181H215ZM253 179H251V181H250L251 184L255 182V180H253ZM76 180H77V181H76ZM257 180H258V179H257ZM257 180H256V181H257ZM78 181H79V182L81 181V182H80L79 184L77 183V186H74L75 189H73V188H74L73 185H75V182H78ZM87 181H86V183H87ZM93 181H94V182H93ZM207 181H208V182H207ZM252 181H253V182H252ZM70 182H71V183H70ZM84 182H85V181H84ZM84 182H83V184H81V185L84 186V189L86 188V190H87L88 188H90L91 190H89V191L92 192V188H93V187H90V186L87 185V184L85 185ZM90 182H91V183H90ZM104 182H105V183H104ZM217 182H218V181H217ZM102 183H104V184H102ZM208 183H209V184H208ZM219 183H220V182H219ZM219 183H218V184H219ZM243 183H245V182H243ZM247 183H249V181L246 182V184H247ZM62 184H63V186H61ZM71 184H73V185H71ZM101 184H102V185H101ZM81 185H79V186L77 187V189H79V187H80ZM207 185L210 186V187H209L210 190L206 188ZM247 185H250V184H247ZM252 185H253V186H252ZM252 185H250V186L254 187V184H252ZM52 186L50 187L51 189H52ZM86 186H87V187L89 186V187L87 188ZM105 186H106V185H105ZM211 186H212V187H211ZM72 187H73V188H72ZM202 187H203V188H202ZM204 187H205L206 189H205ZM207 187H208V186H207ZM215 187H216V186H215ZM218 187H219V186H218ZM252 187H250V188H252ZM71 188H72V189H71ZM80 188H81V187H80ZM96 188H97V187H96ZM250 188H248V186L245 187L244 191L246 190V192H244V191L242 190V191H243V192L241 191V192H242V195H245L244 193H247V192H249L250 190L253 189V188H252V189H250ZM60 189H58V190H60ZM81 189H82V188H81ZM235 189H236V192H234ZM247 189H250V190H247ZM48 190L50 191V189H48ZM82 190H83V189H82ZM86 190H84V191L86 192V194H87L88 196H87L86 194H85V195L87 196V198H89L90 200H92V202H87V204H86V202L83 201V199H84V200H87V198H80V199H82V202H84V203L86 204V205H85V204L83 203L85 207H84V206L82 207L83 204H81V203L79 204L78 201H77V202L74 201V203L71 205V201H72V200H71V201L69 200V204H70V206H69V204H68V200H67L65 203L68 204L69 208H70V207L73 208L74 211H76V210H77L78 212L80 211L79 214H81V213L83 212V213L81 214V218H80V219L78 218V217L80 216V215H79V216H77V218H78L79 220L77 219V221L75 220L76 222L74 221L75 223H77V224H75V227H76L77 225H78V227H79V226L81 225L80 223H83V226H84V224H85V229L87 228V231H88V232H86L85 229L82 231V229H83L84 227H83V228L81 227V228L79 229V231L81 230V231L83 232V233H81V234H82L81 237L83 238V239L81 238V239H82V243H84V242H85V243L88 242V244H90L89 241H91V243H93V241H95V239H94V235H96V234H93V233H92V231H93V223H94L92 218H94V217L98 218V217H99V216H98V212H100L99 210L96 211V208H97V209L101 208V210L103 209V211H104V208H105V209H107V211H108V208H107V207H104V205H106V206H108V205L105 204L104 202H102L104 205H102V206L100 205V207H97V206L95 205L96 208L93 207V205H94V204H93V203H94V202H93V194H92V196H91L90 193L88 194L89 191H88V190L86 191ZM93 190H95V189L93 188ZM207 190H208V191H207ZM221 190H222V189H220L219 191H221ZM209 191H210V193H209ZM262 191H263V193H264V190H262ZM262 191H259L258 193L260 194ZM45 192H46V191H45ZM45 192H44V194H45ZM52 192H53V191L51 190L49 193H52ZM61 192H64L65 194H64V193H63L64 195H63V194H62V195H61V194H58V193H61ZM206 192H208L207 194H208V195L210 194V195L207 196ZM49 193H48V191H47V194H48L49 196H51V194H49ZM211 193H212V194L214 193V194L211 195ZM233 193H234L235 195H233ZM236 193H238V194L236 195ZM258 193H257V196H258L259 198L257 197L256 200H254V199H255V198H254V199H253V202H252V203H254V204L256 203V204H255V205H256V208L254 207V204H252V203L249 204L248 207H247L249 210H253V209L255 208V210L252 211L254 214H251L252 216L249 215V218H248V219H249L248 221H251V220L253 219V222H254V223H253L252 221H251V223L247 221V222H248V223H247V222H246V219L242 218V217H244V215H245V214H243V216L241 217V219H242V220H245V221L241 222L242 220L240 221V218H239V220H238V221L240 222V223L238 222L239 225L242 224V225H240V226H242V228L239 226L241 229H240V228L233 229L234 232H231L232 228L230 229V227H228V228L226 227V228H225L226 230H224V231H227V230L230 231V233H229V232L227 233V234H229V235H227L228 238H227V242H226V244H227V246H230L231 248L229 247L230 249H228V248H226V245H225L224 248H226V250L228 249V250H231V252H233L234 250H232V247H234L236 243H237V246H236V247H238V248H239L240 246H243V245H250V247L253 246L252 248H250V247L248 246L253 252H252L249 248L247 249V250H248V251H247V250H246V247H245V248H244V247H243V248H239V250L241 249L240 251L242 252V254H244V252H245V254H244L245 256L247 255V253L251 256V258L254 256L253 259H251V260H252V261H253V260H256V261H253V262H252L251 260H249L248 255H247V257L242 258V257H243L242 254H241L242 257H240V256H241V255H240L241 252H240V253L238 252V253H239V254H238L237 251H234V252L236 253V255H237V257H236V255H234L235 258H237V260H238L239 257H240L239 259L242 258L243 260L248 258L247 260L250 261V263L252 262V264H257V263H258V264H264V261H263V260H264V258H263L264 255H260V254H259L260 251H262V249L264 248V246H262V245H264V242H262V241H264V238H263V235H264V232H263L264 227H263V226H264V224H260L261 222H262V223L264 222V221H263V219H264V210H262V208L264 207V202H263V204H261L262 201L260 200V198L263 199L264 194L262 193V194H260V195H261V196H260ZM44 194H42V195H44ZM53 194H54V193H53ZM53 194H52V196H54ZM48 195L45 194V196H48ZM227 195H228V196H227ZM86 196H85V197H86ZM89 196L92 197V199H91ZM206 196H207V197H206ZM215 196H216V197H215ZM237 196H238V197H237ZM41 197H42V196H41ZM83 197H84V196H83ZM173 197H174V198L176 197V198L174 199V200H177V202L175 201L176 203H178V202L180 201V200L178 201V199H180L179 197H177V196H172V197L169 198V199L171 200V202L174 201V200H173ZM208 197H210V198H209V199H206V198H208ZM226 197H228L229 199L226 198ZM255 197H256V196H255ZM42 198H43V197H42ZM167 198H168V197H167ZM167 198H165V201H166V202L169 201L168 203H171L170 200L167 199ZM222 198H224L225 200L227 199V201H223L224 199H222ZM128 199H129V198H126L125 200H124V199H122V200L119 199L121 202L116 201V200H117V199H116V200H115V203H116V202H118V203H116V204L114 203V206H116V205L119 204V203H120V204L123 203V204H121V206H125L126 203H124V201L127 202ZM136 199H137V198H136ZM166 199H167V200H166ZM257 199H259V200H257ZM40 200H41V199H40ZM74 200H76V198H74ZM78 200H79V199H78ZM90 200H88V201H90ZM132 200H133V202H132ZM134 200H135V197H133V198L131 197L129 201H131L132 203L130 202V206H129V203H128V205H126V207H127V206L131 207V204H132V206H133V204H136L135 201L137 202V200H135V201H134ZM210 200H211V201H210ZM234 200H235L236 203L238 202L237 204H238L239 207H238L237 205L235 206V202H234ZM237 200H238V201H237ZM79 201L81 202V200H79ZM214 201H215V202H214ZM256 201H259V202H256ZM263 201H264V199H263ZM100 202H101V201H100ZM100 202H99V204H100ZM111 202H112V201H111ZM210 202H212V204H211ZM240 202H241V203H240ZM260 202H261V203H260ZM89 203H92V205L89 206V205H88ZM168 203H167V204H168ZM245 203H246V202H245ZM67 204H66V205H67ZM95 204H96V202H95ZM202 204H203V205H202ZM209 204H210V205H209ZM35 205H37V208L35 207ZM39 205H40V201L38 200L33 206H34L36 209H38ZM87 205H88V207H86ZM199 205H200V204H199ZM204 205H206V208H204V207H205ZM208 205H209V206H208ZM211 205H212V206H211ZM244 205H245V204H244ZM252 205H253V206H252ZM73 206H74V207L76 206L75 208L78 207V209H75ZM109 206H110V205H109ZM109 206H108V207H109ZM203 206H204V207H203ZM226 206H227V205H226ZM229 206H227L226 208L228 209ZM257 206H258V207H257ZM262 206H263V207H262ZM64 207H67V206H64ZM79 207H81V208L79 209ZM89 207H92V210L95 208L94 210H95L96 212H95V211H92L91 208H89ZM118 207H120V206L118 205ZM208 207H209V208H208ZM261 207H262V208H261ZM85 208H87V210H86ZM88 208H89V209H88ZM110 208H111V207H109V211L111 210ZM203 208H204L205 210H204ZM226 208H225L224 210H222L223 212H222L221 209H220L221 213L226 214V213L228 212V210H226ZM229 208H230V207H229ZM232 208H233V207H232ZM241 208H242V207H241ZM241 208H240V209H241ZM257 208H260V210H262V211H259V209H257ZM32 209H33V210H36V209H34V208L32 207L31 210H30V212H32V213H33V210H32ZM188 209H189V211H188ZM197 209H199V210H197ZM206 209H207V211H206ZM208 209H209V210H208ZM216 209H217V208H216ZM71 210H72V209H71ZM81 210H82V212H81ZM83 210H85V211H83ZM229 210L231 211V210H233V209H229ZM77 211H76V212H77ZM103 211H102V212H103ZM105 211H106V210H105ZM109 211H108V212H109ZM218 211H219V209H218ZM224 211H225V212H224ZM226 211H227V212H226ZM230 211H229V213H231ZM257 211H258V213H257ZM35 212H36V211H35ZM46 212H47V211L44 210L41 214H39V215L36 214V215L39 216V217L36 218V219H34V221H35V225H34V226H35V227H33V229H30V230H26V231H24V232H21V234L19 233L20 236H18L19 234H15V235H17L18 237L16 238V236L14 235L15 238H16V239H15L16 241L14 240V242H12L13 240L11 241V240L9 239V240H10L9 242L12 243V244H11L12 246L10 245V243H8L9 246H11V247H9V248H10V249H9V253H10V254H11V253L14 254L15 251H18V249H19V250L22 249L25 245H26V247L31 246V249H32V250H34V249L36 250L37 248H39V249L42 250V249L46 248L47 245L49 246V241H48L47 239H49V237H50V231H47L48 228H47L46 223H45V222H47V218H46V214H47V213H46ZM84 212L87 213L86 216H88L89 218H87L86 216H83V215H84ZM90 212H91V214H92L93 216L90 215ZM94 212H95V213H94ZM213 212H214V211H213ZM105 213H106V212H104V214H105ZM192 213H191V214H192ZM216 213H218V212H217V211L214 212V214H216ZM100 214H101L103 217L105 216V215H103V213H100ZM100 214H99V215H100ZM201 214H202V213H201ZM203 214H202V215H203ZM207 214H208V213H207ZM27 215L29 216V214H27ZM94 215H95V216H94ZM106 215H107V214H106ZM199 215H196V216H199ZM212 215H213V214H212ZM28 216H27V217H28ZM82 216H83V217H86V219L83 218ZM97 216H98V217H97ZM224 216H225V215H224ZM257 216H258V218L260 217L259 219H261V220H259V219L257 218ZM90 217H91L92 222H93L92 225H90V224H91V219H90ZM100 217H101V216H100ZM100 217H99L98 219H100ZM213 217H214V216H213ZM215 217H216V216H215ZM215 217L212 218V219H215ZM255 217H256V218H255ZM104 218H105V217H104ZM262 218H263V219H262ZM75 219H76V217H75ZM89 219H90V220H89ZM102 219H103V218H102ZM80 220H81V222L79 223L78 221H80ZM85 220H86L87 222H86ZM96 220H97V219H95V222H96ZM255 220H257L258 223L255 222ZM258 220H259V221H258ZM88 221H90V223H89ZM99 221H100V220H99ZM78 223H79L80 225H79ZM251 224H252V225H251ZM253 224H254L255 226H253ZM258 224H259L262 228H261ZM256 225H257V226H256ZM245 226H246V227H245ZM247 226H248V228L250 229V230L248 229L250 232H247V231H248V230H246ZM91 227H92V228H91ZM251 227H252L253 229H252ZM89 228L91 229V231L89 230ZM147 228H148V230H149V228H150L149 231H152V228H151V227H147ZM147 228H146V229H147ZM161 228H163V225L161 226ZM244 228H245V229H244ZM254 228H255V229H254ZM256 228H257V230H256ZM259 228H261V229H259ZM229 229H230V230H229ZM238 229H240V230L244 229V233H243V231H242V233H241L240 230H238ZM236 230H237V231H236ZM146 231H147V230H146ZM149 231H148L147 233H151V232H149ZM259 231H260V232H259ZM252 232L255 233V234H254V235H255V238H254V235H253V234L251 235ZM256 232H258L259 234H257ZM91 233H92V234H91ZM231 233H232V234H231ZM236 233H237V234H241V236H242L243 234H245L247 237H248L249 234H250L251 237L254 238V239H256V240H258V239H257V236L259 235V237H260V238L262 237L263 240L260 241V242H261V245H259V244L257 243L259 240H258L257 242H255L256 240L254 241V239H252L250 236H249V237H250V240H249V239H248L249 237L247 238V237L244 235V236H242V238L244 237V241H243V239H242L240 236L235 235ZM248 233H249V234H248ZM261 233L263 234L262 236L260 235ZM90 234H91V235H90ZM233 234H234V235H233ZM88 235H89L90 237H89ZM232 235L234 236V238H236V237H237V238L240 237V238L242 239V243H240V242L238 241L239 238H238L237 240L234 239L235 241H233V239L230 241L231 238H229V236L231 237ZM91 236H92V238H91ZM97 236H99V235H96L95 238H96ZM235 236H236V237H235ZM84 237H85V238H84ZM87 237H88L89 239H91V240L88 241ZM259 237H258V238H259ZM99 238H101V236H100ZM232 238H233V237H232ZM245 238L249 240V241L247 242V244L245 243V242L247 241V240H245ZM81 239H80V241H81ZM92 239H94V240H92ZM96 239H97V238H96ZM101 239H102V238H101ZM241 239H240V241H241ZM251 239H252V240H251ZM83 240H84V242H83ZM85 240H86V241H85ZM260 240H261V239H260ZM31 241H32V243H31ZM228 241H229V242H228ZM250 241H254L253 244H252V242H250ZM231 242H232V243L234 242L235 244H234V243L232 244ZM249 242H250L251 244H249ZM260 242H259V243H260ZM26 243H27V244H26ZM254 243H257V244H254ZM262 243H263V244H262ZM24 244H25V245H24ZM86 244H87V243H86ZM130 244L135 245L136 242H135V244H133V242H131ZM224 244H225V243H224ZM228 244H229V245H228ZM239 244H240V245H239ZM241 244H243V245H241ZM91 245H93V244H91ZM126 245H127V243H126ZM126 245H123L122 247H125V249H126L127 246H128V245H127V246H126ZM130 246H131V245H129L128 247H130ZM20 247H21V248H20ZM135 247H136V246H135ZM135 247L133 246V247H131V249H133V248H135ZM236 247H234L233 249H236ZM260 247H261V248H260ZM238 248H237V249H238ZM254 248H255V250L257 251V253H258V257H259L260 259H259L257 256L254 255V254L257 255V253H254V252H256V251H254ZM47 249H48V248H47ZM242 249H243V250H242ZM128 250H130V249H128ZM224 250H225V249H224ZM226 250H225V252H228V251H226ZM231 252L229 251V253H227V255H228V254L230 255ZM234 252H233V253H234ZM249 252H250V253H249ZM251 252H252L253 254H252ZM15 253H16V252H15ZM12 254H11V255H12ZM41 255H43V252H41ZM207 255H208V253H206V256H207ZM239 255H240V256H239ZM252 255H253V256H252ZM227 257H228V259H230V256H227ZM256 257H257V258H256ZM261 257H262V258H261ZM206 258H208V257H206ZM255 258H256V259H255ZM233 259H234V257H233ZM257 259H258V260H257ZM262 259H263V260H262ZM190 260H191V259H190ZM226 260H227V258H226ZM234 260H235V259H234ZM234 260H233V261H234ZM237 260L234 261V262H235L234 264H237V263H236ZM227 261H229V260H227ZM227 261H224L223 264H228L229 262L227 263ZM238 261H239V260H238ZM241 261H242V260H241ZM248 261H246V262H248ZM230 262H231V261H230ZM255 262H257V263H255ZM188 263H189V262H188ZM239 263H240V262H239ZM239 263H238V264H239ZM241 263H243V262H241ZM244 263H245V260H244ZM244 263H243V264H244ZM190 264H191V263H190ZM229 264H232V263H229ZM245 264H247V263H245ZM248 264H249V263H248Z\"/></svg>", "mask_w": 264, "mask_h": 264}]
</instances>
